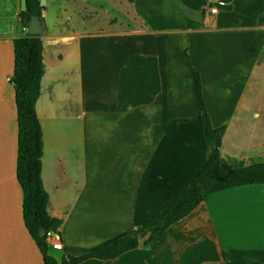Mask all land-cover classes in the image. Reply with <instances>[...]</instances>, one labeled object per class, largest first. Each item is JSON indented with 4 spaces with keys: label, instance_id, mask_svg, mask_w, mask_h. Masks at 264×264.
<instances>
[{
    "label": "crops",
    "instance_id": "1",
    "mask_svg": "<svg viewBox=\"0 0 264 264\" xmlns=\"http://www.w3.org/2000/svg\"><path fill=\"white\" fill-rule=\"evenodd\" d=\"M208 2L194 10L179 0H45L35 108L47 214L60 220L63 247L93 248L139 227L203 168L200 109L184 50L200 75L211 126H224L220 173L264 163V152L243 154L264 149V0ZM21 10V0H0V264H43L23 223L16 178L9 78L13 40L26 32ZM132 54L156 57L160 91L148 104L118 111L119 75ZM202 239L227 252L202 264H264V184L210 193L149 244L79 264L144 252L149 264H179L183 250ZM49 253L61 257L60 249Z\"/></svg>",
    "mask_w": 264,
    "mask_h": 264
},
{
    "label": "trees",
    "instance_id": "2",
    "mask_svg": "<svg viewBox=\"0 0 264 264\" xmlns=\"http://www.w3.org/2000/svg\"><path fill=\"white\" fill-rule=\"evenodd\" d=\"M132 2L133 0H128ZM188 8L198 10L212 6L208 0H179ZM25 9L19 12L22 28H26L32 15L43 20L39 0H25ZM227 8V7H226ZM262 17H259V22ZM189 58L192 68L195 97L200 109L199 125L206 162L193 181L167 200L160 212L145 220L139 227L117 235L93 248L62 247L58 260L49 253L52 248L46 238L55 232L60 220L47 214L48 193L41 180L42 131L36 113V101L41 91L44 73L42 41L40 35L25 32L13 40V72L9 82L14 88L17 115L16 178L22 189V217L25 228L42 256L43 264H79L91 258L107 260L138 247V240L146 232L149 237L144 245L158 238L172 224L191 213L213 192L247 184H264V163L234 167L220 174V144L224 126L213 128L205 108L200 75ZM160 91L157 59L155 56L132 54L121 69L118 81L117 110L152 102ZM212 143L216 148L209 150ZM45 235L40 236V229ZM227 257L218 250L211 239H202L188 245L179 257V264H202Z\"/></svg>",
    "mask_w": 264,
    "mask_h": 264
},
{
    "label": "rangeland",
    "instance_id": "3",
    "mask_svg": "<svg viewBox=\"0 0 264 264\" xmlns=\"http://www.w3.org/2000/svg\"><path fill=\"white\" fill-rule=\"evenodd\" d=\"M48 2H51V0H48ZM46 19L48 22H51L53 20V13L52 9H48L46 12ZM155 21L159 22V19L155 18ZM160 26L163 25V23H159ZM163 27V26H162ZM243 154H250L252 157H255V154H262L260 152H264V149H256V147L253 148V151H250L249 149H243ZM258 156V155H257ZM259 157V156H258ZM237 167V166H236ZM221 174V173H220ZM149 254L148 253H138L136 255L126 256L122 259H120L118 262L113 264H149Z\"/></svg>",
    "mask_w": 264,
    "mask_h": 264
},
{
    "label": "water",
    "instance_id": "4",
    "mask_svg": "<svg viewBox=\"0 0 264 264\" xmlns=\"http://www.w3.org/2000/svg\"><path fill=\"white\" fill-rule=\"evenodd\" d=\"M40 6H44L45 0H39ZM26 2L25 0H21V9H25ZM42 25L41 20L39 16L32 15L30 17L29 23L26 27V33L32 34V35H40L42 33ZM216 148V144L212 143L209 147V150H213ZM45 235V230L43 228L40 229V236L43 237ZM149 237V232H146L143 236H141L138 240V246H143L146 242V240Z\"/></svg>",
    "mask_w": 264,
    "mask_h": 264
},
{
    "label": "built area",
    "instance_id": "5",
    "mask_svg": "<svg viewBox=\"0 0 264 264\" xmlns=\"http://www.w3.org/2000/svg\"><path fill=\"white\" fill-rule=\"evenodd\" d=\"M215 11H216L215 7L210 8V12H215ZM46 240H47L48 244L54 249H60L61 250L63 247L61 242H60L58 235L56 234V232H48Z\"/></svg>",
    "mask_w": 264,
    "mask_h": 264
}]
</instances>
